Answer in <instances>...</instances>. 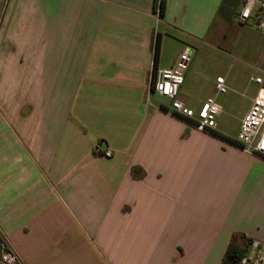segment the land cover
I'll return each instance as SVG.
<instances>
[{"label": "crops", "instance_id": "1", "mask_svg": "<svg viewBox=\"0 0 264 264\" xmlns=\"http://www.w3.org/2000/svg\"><path fill=\"white\" fill-rule=\"evenodd\" d=\"M159 1L0 0V238L24 264H220L233 233L264 242V158L230 142L257 85L240 105L239 73L229 94L211 63L196 75L241 0ZM161 68L188 108L215 98L212 129L167 110Z\"/></svg>", "mask_w": 264, "mask_h": 264}, {"label": "built area", "instance_id": "2", "mask_svg": "<svg viewBox=\"0 0 264 264\" xmlns=\"http://www.w3.org/2000/svg\"><path fill=\"white\" fill-rule=\"evenodd\" d=\"M237 20L241 24L253 21L258 29H264V0H241ZM183 79V74L178 70L156 69L150 89L152 92L169 99L170 102L167 104L169 112L185 117L196 128L203 131L212 129L220 111L215 98L213 96L207 97L197 110L188 108L184 101L178 97L179 87L182 85ZM251 79L256 83L257 91L244 118L240 121L235 141L242 151L264 157V76L254 75ZM214 89L217 93H225L227 91L225 79L221 76L218 77ZM99 146L100 144H96L95 147L99 154L104 157L111 156V149L106 148L99 151ZM0 246L3 250L0 257L1 264H24L17 253L11 250L2 238H0ZM240 262L241 264H264V242L253 241L250 243Z\"/></svg>", "mask_w": 264, "mask_h": 264}, {"label": "rangeland", "instance_id": "3", "mask_svg": "<svg viewBox=\"0 0 264 264\" xmlns=\"http://www.w3.org/2000/svg\"><path fill=\"white\" fill-rule=\"evenodd\" d=\"M225 32L224 38L217 37L215 48L208 47L205 42L198 44L196 75L202 72L206 63H211L214 67L211 69V78L221 76L227 79L228 87L229 75L239 73L241 80L233 89L238 92V103L242 104V94L253 95L255 91L256 86L250 76H264V29H257L253 24L242 25L232 17L225 25ZM213 84L210 81L207 87L210 88ZM227 93H231L229 88ZM238 103L236 104L239 107L241 104ZM224 121L227 124L230 119Z\"/></svg>", "mask_w": 264, "mask_h": 264}, {"label": "trees", "instance_id": "4", "mask_svg": "<svg viewBox=\"0 0 264 264\" xmlns=\"http://www.w3.org/2000/svg\"><path fill=\"white\" fill-rule=\"evenodd\" d=\"M165 0H160L158 4V10L160 14L164 12ZM160 49V41L157 36L155 39V49H154V58L157 59L158 51ZM182 117V116H180ZM231 143L237 145L235 140H230ZM264 158V157H263ZM253 240L251 237L246 236L243 233H233L228 242L227 248L225 250L223 259H221L220 264H241V260L248 250V246L252 243Z\"/></svg>", "mask_w": 264, "mask_h": 264}]
</instances>
